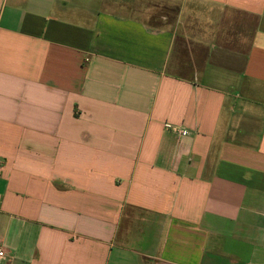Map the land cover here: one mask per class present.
I'll return each mask as SVG.
<instances>
[{
    "label": "crops",
    "instance_id": "0c3cea01",
    "mask_svg": "<svg viewBox=\"0 0 264 264\" xmlns=\"http://www.w3.org/2000/svg\"><path fill=\"white\" fill-rule=\"evenodd\" d=\"M0 247L264 264V0H0Z\"/></svg>",
    "mask_w": 264,
    "mask_h": 264
},
{
    "label": "built area",
    "instance_id": "2783aa9c",
    "mask_svg": "<svg viewBox=\"0 0 264 264\" xmlns=\"http://www.w3.org/2000/svg\"><path fill=\"white\" fill-rule=\"evenodd\" d=\"M178 134H180V135H183V134H185L184 133V131H182V130H175ZM5 255V251H4V249L2 248V247H0V258L1 257H3Z\"/></svg>",
    "mask_w": 264,
    "mask_h": 264
}]
</instances>
